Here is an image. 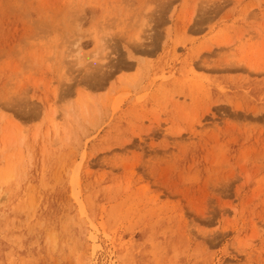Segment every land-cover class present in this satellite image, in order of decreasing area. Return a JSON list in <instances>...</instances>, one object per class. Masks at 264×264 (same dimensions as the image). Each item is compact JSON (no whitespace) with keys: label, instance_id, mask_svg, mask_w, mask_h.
Returning <instances> with one entry per match:
<instances>
[{"label":"rangeland","instance_id":"374dc122","mask_svg":"<svg viewBox=\"0 0 264 264\" xmlns=\"http://www.w3.org/2000/svg\"><path fill=\"white\" fill-rule=\"evenodd\" d=\"M0 264H264V0H0Z\"/></svg>","mask_w":264,"mask_h":264}]
</instances>
